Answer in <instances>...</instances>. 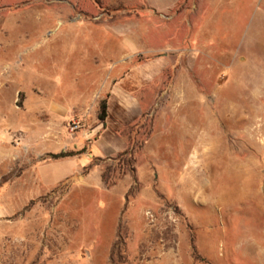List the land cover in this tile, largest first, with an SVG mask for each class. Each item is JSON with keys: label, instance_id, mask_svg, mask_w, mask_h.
I'll return each mask as SVG.
<instances>
[{"label": "rangeland", "instance_id": "1", "mask_svg": "<svg viewBox=\"0 0 264 264\" xmlns=\"http://www.w3.org/2000/svg\"><path fill=\"white\" fill-rule=\"evenodd\" d=\"M0 186V264H264V0H0Z\"/></svg>", "mask_w": 264, "mask_h": 264}, {"label": "trees", "instance_id": "2", "mask_svg": "<svg viewBox=\"0 0 264 264\" xmlns=\"http://www.w3.org/2000/svg\"><path fill=\"white\" fill-rule=\"evenodd\" d=\"M98 117H99V120H101L102 122H105L107 120V117H108V104H107L106 100H104L101 103ZM72 155H75V153L74 152H62V153H59V154H53V157H55L57 159H60V158L70 157ZM119 161H120L121 165L123 164L124 167H126L127 169H129L132 172H135V166H134L135 159H134L133 154L131 152H129V151L123 152L120 155V157H119ZM107 172L108 171L103 173V180L108 183V180H109L108 178L109 177H108V173ZM122 243H123L122 240H119L116 243V246H115V248L113 250L112 261L115 264L120 263L123 260V256L120 255L121 254V249H122Z\"/></svg>", "mask_w": 264, "mask_h": 264}]
</instances>
